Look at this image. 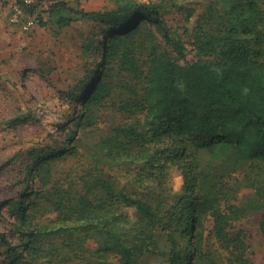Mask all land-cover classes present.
Masks as SVG:
<instances>
[{
  "label": "trees",
  "instance_id": "16d2710c",
  "mask_svg": "<svg viewBox=\"0 0 264 264\" xmlns=\"http://www.w3.org/2000/svg\"><path fill=\"white\" fill-rule=\"evenodd\" d=\"M163 2L118 0L105 11H87L74 0L24 5L31 13L42 7L40 21L55 30L79 18L99 23L93 51L100 69L75 118L92 125L102 108L119 112L122 122L98 150L112 166L134 165L156 179L175 168L183 192L169 201L132 196L92 162L83 169L81 192L55 186L56 227L36 223L22 196L12 201L18 241L0 231L9 248L2 264H61L71 254L102 257L110 250L123 264L146 253L167 264H256L234 222L260 213L264 234V0H171L195 51L191 61L181 34L165 21ZM78 152L75 143L68 149L71 156ZM41 154L25 164V173L44 187L43 170L66 151ZM242 187L248 191L239 198ZM83 229L98 237L96 249L84 247L86 235L76 233ZM52 234L66 240L52 245Z\"/></svg>",
  "mask_w": 264,
  "mask_h": 264
},
{
  "label": "rangeland",
  "instance_id": "374dc122",
  "mask_svg": "<svg viewBox=\"0 0 264 264\" xmlns=\"http://www.w3.org/2000/svg\"><path fill=\"white\" fill-rule=\"evenodd\" d=\"M74 1L87 11H105L115 7L118 0ZM163 1L167 8L165 21L174 32L181 34L187 49L185 60L191 61L196 55L190 37L182 33L183 16L177 7L171 5V0ZM181 1L174 0L176 3ZM18 5V0H0V231L10 242L17 243L18 234L11 232L14 227L11 203L21 196L29 205L27 212L36 223L56 227L55 186L68 189L71 185L74 192H81L86 180L81 178L83 169L92 162L103 167L102 175L115 189L124 185L132 196L152 201L178 198L183 189L181 182L179 190H176V179L180 177L182 180V176L175 168H169L165 178L156 179L134 165L112 166L105 154L98 150L100 141L122 122L119 112L102 108L94 114L92 125L87 124L84 118H75L84 111L86 95L91 89L86 90L88 82L95 81L90 77L100 69L97 66L100 60L95 58L93 51L100 39L97 35L99 27L95 26L99 23L91 18H79L55 30L42 24L45 17L42 7L31 13L22 5L18 11ZM26 23H29L28 28H24ZM88 46L91 48L87 49ZM179 62L183 63L184 59ZM74 143L79 151L77 157L68 154ZM50 149L66 151V154L50 160L49 168L43 170L46 184L40 187L37 178L26 175L25 164ZM246 191L248 189L242 187L239 198ZM132 211V207L128 208L130 217L133 216ZM260 219V213L247 214L234 222L245 232L249 256L256 264H264V234L260 230ZM205 225L210 227L211 222L206 220ZM160 228L161 225L157 224V230ZM76 233L84 237L90 232L83 229ZM87 235L84 247L96 249L98 237ZM47 238L52 245L66 240L60 234ZM19 247L16 246L17 249ZM8 253L9 248L0 242V264ZM84 254L80 257L71 254L61 264H123L115 251L110 250L102 257L89 252ZM135 264L167 262L160 256L146 253Z\"/></svg>",
  "mask_w": 264,
  "mask_h": 264
},
{
  "label": "built area",
  "instance_id": "2783aa9c",
  "mask_svg": "<svg viewBox=\"0 0 264 264\" xmlns=\"http://www.w3.org/2000/svg\"><path fill=\"white\" fill-rule=\"evenodd\" d=\"M21 2V4L20 5H18V7H16V8H18L17 10L19 11L20 9H19V7H21V5L22 6H24V5H29V4H31V3H33L34 2V0H20ZM14 20H16V18H13ZM28 26H29V23H26V24H24V28H28Z\"/></svg>",
  "mask_w": 264,
  "mask_h": 264
},
{
  "label": "clouds",
  "instance_id": "9594fccd",
  "mask_svg": "<svg viewBox=\"0 0 264 264\" xmlns=\"http://www.w3.org/2000/svg\"><path fill=\"white\" fill-rule=\"evenodd\" d=\"M182 180L180 177H177L176 179V190L178 191L179 190V187H180V184H181Z\"/></svg>",
  "mask_w": 264,
  "mask_h": 264
}]
</instances>
